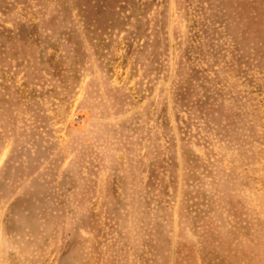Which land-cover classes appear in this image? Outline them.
<instances>
[{
    "label": "rangeland",
    "instance_id": "rangeland-1",
    "mask_svg": "<svg viewBox=\"0 0 264 264\" xmlns=\"http://www.w3.org/2000/svg\"><path fill=\"white\" fill-rule=\"evenodd\" d=\"M0 264H264V0H0Z\"/></svg>",
    "mask_w": 264,
    "mask_h": 264
}]
</instances>
